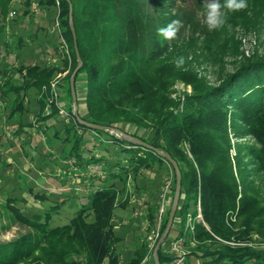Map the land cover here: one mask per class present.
<instances>
[{
  "label": "trees",
  "instance_id": "1",
  "mask_svg": "<svg viewBox=\"0 0 264 264\" xmlns=\"http://www.w3.org/2000/svg\"><path fill=\"white\" fill-rule=\"evenodd\" d=\"M11 1L0 0V35H6L5 27L9 24L8 14L11 11L18 12L14 21L19 17L31 18L35 4L44 13L38 18L35 15V21L45 23L50 13H56L54 24L58 22L60 47L56 48L57 55L51 58L39 47V62L33 59L32 63H26L21 58L25 53L19 54L12 49L22 50L25 45L37 40L39 29H44L39 27L30 35L28 42L21 34H10L9 41L3 42L6 54L2 57L5 59L13 55L14 61L8 67L4 64V68H0V99L11 101L9 111L12 116L27 110L24 101L30 92L33 93L38 111L32 120L38 127L42 126L41 122L46 118L58 114V104L62 103L69 115L63 128L65 140L72 144L69 159L72 156L77 159V163L73 161L72 165L88 166L95 163L99 168L101 166V170L96 176L99 183L89 186L88 208L80 209L65 226L49 229L47 223H43L49 215L47 212L28 217L8 202L6 208L10 210L14 221L30 231L10 243L8 248L0 250V253H5L0 256V264H141L148 254L147 235L141 242L133 244L131 254L123 256V238L116 236L114 231V210L116 207L135 209L128 196L123 197L128 179L135 182L139 174L143 173L142 177L144 173L155 175L164 160L152 150L130 144L110 130L136 137L158 151L169 154L177 163L181 173L177 209L181 213V226H177L178 234H184L187 210L190 206L194 207L200 196L201 213L207 228L196 224L193 232L185 233L188 258L194 257L195 264H264V246H231L224 243H248L252 231L264 239V219H261L260 224L253 223L261 210L246 194L251 183L239 180L244 186L240 197L243 221L237 229L227 224V218L235 210L238 182L228 157L230 143L224 119V115L232 110L245 123L246 128L236 130L237 135H251L260 145V149H252V156L260 169L264 170V62H244L226 74L218 86L204 90L202 86L199 87L195 94L186 98L184 111L175 115L164 109L165 100L156 88L162 83L147 72L149 66L168 49L178 48L179 43L185 44L190 39L194 42V51L199 48L198 40H194L202 37L208 41V45L217 49L225 47L226 44L218 41V35L233 22L242 20V24L247 23L243 21L251 10L264 19V0H247L245 9L228 12L224 27L211 31L203 22L206 2L202 0H69L75 46L66 0H20L16 6H12ZM220 3L223 4L224 0H220ZM172 20H181L184 26L175 39L167 41L158 35V29L167 26ZM64 45L68 50L66 54L61 51ZM74 47L81 60V68L74 82L77 114L85 122L104 126L106 131L91 130L80 125L71 112L73 102L69 78L77 65ZM13 69L16 76L14 73L9 74ZM68 70H72L70 74L58 79L57 97L54 99L51 83ZM80 75L84 76L83 102L77 90ZM79 102H82L83 107ZM22 127H17L15 131L9 130V133L13 138L18 137ZM133 128L134 132L130 131ZM139 130L148 131L146 137L137 135ZM90 133L106 147H115L119 152L131 151V154L123 162L110 164L111 170L108 171L102 167L105 164L103 153L95 152L91 159L85 161L80 151L85 144L84 136ZM168 133L178 136L169 138ZM183 141L189 146L192 161L179 147ZM103 150L107 151L106 148ZM236 164L238 167V158ZM239 171L242 170L239 168ZM238 174L240 176V172ZM174 186L175 176L161 234L166 226ZM76 191L79 192L78 189ZM35 197L44 199L45 195L38 193ZM143 198L144 219L150 228L154 225L157 200L154 202L153 196L148 194ZM142 206H138L140 210ZM89 212L94 216L92 223L87 221ZM123 258H126L124 263ZM158 260L159 264H168L170 261L163 245L158 251ZM150 261L153 264L152 253Z\"/></svg>",
  "mask_w": 264,
  "mask_h": 264
},
{
  "label": "rangeland",
  "instance_id": "2",
  "mask_svg": "<svg viewBox=\"0 0 264 264\" xmlns=\"http://www.w3.org/2000/svg\"><path fill=\"white\" fill-rule=\"evenodd\" d=\"M19 1L20 0H12V6L18 5ZM148 1L149 0H147V2ZM202 1L207 2V0ZM32 12L33 17H19L17 21H14V18H16L18 12L15 11L13 17L8 16L9 24L7 23L5 28L7 32L9 31L11 33L6 32V35H0V66L6 59H9L7 62L8 64H12L14 61L13 55H9L5 59L2 57L5 53L3 45V42L6 41L5 36L8 35L7 38H11L10 34L17 33L21 34L24 40L27 41L30 35L35 33L39 27L44 30L39 29L37 40L29 41L31 44L28 46L25 45L22 50L12 49V51L19 54L24 52L25 55L21 58L26 63H32L33 59H35L34 62H39L40 54L37 51L39 47L44 50L50 58L57 55L56 48L60 47V39L54 24L56 13H50L47 17V21L41 23L35 20L36 17L38 18L44 15V13L40 12L38 8ZM247 16V19L243 22L249 24H242V20H238L233 22L231 26L224 28L223 32L218 35V41L226 44L225 47L217 49L208 45V41L202 37L194 40H198L197 46L199 47L197 51H194L192 49L194 42L190 39L189 42H186L187 44L179 43L178 48L174 47L168 49L162 57L149 66L147 70L148 74L157 78L158 81L162 83L156 88L161 97L163 96L162 98L165 100V111H171L174 115L177 113L179 114L184 111L183 106L186 98L195 94L199 87L202 86L204 90L218 86L219 82L226 74L233 72L244 62L256 60L264 62V19L258 17L257 12L253 10H251ZM14 22H17L15 23L16 26ZM207 48L210 50H206ZM61 51L66 54L68 50L63 46ZM180 56L184 57L185 63L182 68L177 69L173 61ZM71 71L72 70H68L64 75L70 74ZM10 73H14V69L11 70ZM14 76H16L15 73ZM83 78L84 76L80 75L77 83V90L81 101L84 97ZM28 101L29 105H27V110L22 113H15L7 120V123L3 125L5 130L13 131L19 126L18 123H20V121L24 124L21 132L18 134L19 143L13 145L14 147L10 149L11 152L6 155V157L12 161L10 162L11 166L2 168L0 165V177L2 181L0 184V250L2 248H8L7 246H9L10 243L30 231L26 226L14 221L10 210L6 208L8 202L10 205H15L22 214L28 217L34 214H45L47 212L49 215H47V219L43 220V223L46 222L49 229L62 227L67 225L80 209L88 208V194L91 192L89 186L92 183L97 185L100 181L97 175L99 170H101V166L99 168L95 163H90L88 166L72 165L73 161L77 163V159L75 156L69 159L68 153L72 144L65 140V135L63 133L64 117L55 114L42 121L41 127L36 128L30 115H35L38 108L36 99L31 92L27 97L26 103ZM82 102H79V104H82ZM58 105L60 108L62 107L65 109L62 103ZM231 111L232 110H229L226 115H224V119L226 121L230 143L228 157L232 164L233 174L238 182V197L234 213L227 218V224L229 227L237 229L244 218V216L241 215L240 208L241 191L244 190V186L240 183L241 180L246 182V184H252L248 185L246 194L254 200L257 209L261 210L260 215L256 216L253 223L260 224L262 222L261 219H264V170L260 169L258 163L252 156V149H260V145L251 135L244 137L237 135L236 130L245 129L246 125L236 117L235 112ZM134 130V128L130 129L132 132H134ZM136 134L141 137H146L148 131L139 130ZM174 136L172 133H168L169 138H177L178 135ZM84 142L85 144L80 151L82 159L85 161L91 159L95 155V152H99L100 154L103 153L105 155V164L103 163L104 165L102 164V167L106 169V171L111 170L109 167L110 164L123 162L124 159L128 158L131 154V151L119 152L115 147H106L100 139L93 137L91 133L89 136H84ZM179 147L182 148L187 158L192 161L193 157L189 151L187 142L183 141ZM104 148H106L107 151L103 150ZM4 158L5 156L2 154L0 160ZM236 158L239 160L238 167ZM149 160L154 162L152 159H148V161ZM161 163V167L157 168H160L159 172L157 171L158 173L155 175L154 173H144V177H142L143 173L139 174L138 176L140 177H138V181L135 182L132 179H128L126 192L123 194V197L127 195L130 199V204L134 205L135 209L132 210L128 208L123 210L116 207L114 210V231L116 236L123 238V247L121 249L123 256L131 254L130 252L134 248L133 244L137 241L141 242L144 240V235L146 234L148 236L153 228L147 227V222L143 219V216H145L144 213L143 215H139L142 211H140L137 203L138 201L142 202L145 208L143 197L145 194H148L153 196L154 202L157 200L156 203L158 205V196L161 191L163 180L168 176L169 172H173L166 160ZM195 167L197 166L195 165ZM239 168L242 171H239ZM164 170L165 175L163 176L162 173ZM7 171L13 173L10 175ZM238 172H240V176ZM101 175H103L102 172ZM115 182L118 186H121L119 181L116 180ZM77 189L79 192L76 191ZM38 193L44 194L45 198H36L35 195ZM170 195L171 193L169 194L171 198ZM193 208L191 206L188 208V213L185 216V223L189 220L193 226L201 224L207 228L201 213L199 195ZM193 211L194 213H192ZM198 214L200 217H197ZM180 216L181 213L178 210L173 228L163 244L164 249L167 248L168 240L177 233L174 231V228L181 226ZM87 221L89 223L94 221L92 212H89ZM252 232L250 237L251 240L248 243H235L233 241L224 243L231 246L245 244L252 247L264 246V239H260L257 233L254 231ZM147 248L148 254L144 257L141 264H152L150 257L154 247L152 249L149 248L148 240ZM4 255L5 253H0V256ZM122 260H124V263L126 258ZM187 260V264H195L194 257L189 256L188 258L187 256Z\"/></svg>",
  "mask_w": 264,
  "mask_h": 264
},
{
  "label": "built area",
  "instance_id": "3",
  "mask_svg": "<svg viewBox=\"0 0 264 264\" xmlns=\"http://www.w3.org/2000/svg\"><path fill=\"white\" fill-rule=\"evenodd\" d=\"M37 9L36 5L34 4L32 7V10ZM15 15V11H11L8 16L13 17ZM8 17V20H9ZM55 27L57 28V31H59V26L58 22H55ZM63 41V40H62ZM66 48V46L64 45ZM64 74H59L56 78L55 81L51 83V91L53 94V98L56 99L57 97V83L58 79L63 76ZM73 113V110L71 111ZM58 114L62 115L64 119H68L69 115L67 111L63 108H58ZM35 127L38 128V124H35ZM6 139L7 140H12L14 143H18V138H13L9 132L6 133ZM0 153H1V148H0ZM173 180H174V173L169 172L168 176L163 180V184L161 186V191L158 196V206L157 210L155 213V220H154V226L152 230L150 231V234L147 236V240L149 243V248L152 249L157 242L158 238L161 235V228L163 226L165 217L167 215V209H168V199H169V194L171 193V190L173 188ZM138 206L142 205V202L138 201L137 203ZM141 215V213H139ZM189 217V215H188ZM197 217H200L198 214ZM189 219V218H188ZM184 234H178L175 233L173 237H171L168 242H167V248L166 252L170 258V261L168 264H187V256H188V249L186 246V234L187 232H193L194 226L190 223L188 220L185 223L184 226Z\"/></svg>",
  "mask_w": 264,
  "mask_h": 264
},
{
  "label": "water",
  "instance_id": "4",
  "mask_svg": "<svg viewBox=\"0 0 264 264\" xmlns=\"http://www.w3.org/2000/svg\"><path fill=\"white\" fill-rule=\"evenodd\" d=\"M66 1L69 4L68 21H69V27H70L71 34L73 36V41H74V46H75V35H74V29H73V24H72V8H71V5L69 3V0H66ZM74 48H75V52H76L77 65H76L75 69L73 70V72L71 73L70 78H69V87H70V92H71L72 102H73V105H72L73 115H74L75 119L77 120V122L84 127H87L91 130L106 131L107 129L104 126L90 124L88 122H85V121L81 120L77 114V103H76V93H75V88H74V82H75V76H76L78 70L81 68V60H80L79 55L76 51V47H74ZM110 132L118 135L119 137L126 140L130 144H133L135 146H140L144 149L152 150L153 152L157 153L164 160H166V162L169 163V165L171 166V168L174 172V176H175L174 194H173L170 210L168 213L166 226H165L164 232L158 238V240L155 243L154 248L152 250L153 264H159L158 251H159L160 247L164 244L165 240L168 237V234L170 233V230H171L172 225H173L174 220H175V214H176V211L178 209V203H179L180 191H181V173L179 171L177 163L170 157L169 154L160 152L157 149L151 147L150 145L144 143L140 139L133 137V136H130V135H127L125 133H122L118 130H110Z\"/></svg>",
  "mask_w": 264,
  "mask_h": 264
},
{
  "label": "clouds",
  "instance_id": "5",
  "mask_svg": "<svg viewBox=\"0 0 264 264\" xmlns=\"http://www.w3.org/2000/svg\"><path fill=\"white\" fill-rule=\"evenodd\" d=\"M246 7L247 0H224L223 4L220 3V0H207L204 4L203 22L210 31L220 29L226 24L228 12H238ZM183 26L181 20H172L167 26L158 29V35L171 41L177 37ZM173 63L177 69H180L183 67L185 59L180 56L175 58Z\"/></svg>",
  "mask_w": 264,
  "mask_h": 264
},
{
  "label": "crops",
  "instance_id": "6",
  "mask_svg": "<svg viewBox=\"0 0 264 264\" xmlns=\"http://www.w3.org/2000/svg\"><path fill=\"white\" fill-rule=\"evenodd\" d=\"M14 25L16 26L15 23H14ZM9 33H11V32H9ZM5 38H6V41H9V39H10L9 37L7 38V36H5ZM8 60L9 59H6V61L2 63V65L0 66V68L2 67L1 69L4 68V66H3L4 64H5V67H8L10 65V64L7 63ZM9 74H11V73H9ZM11 105H12V103H11L10 100L5 102V101H2L0 99V148H1L0 156L2 154H3V156H5V158L3 160H0V165L2 166V168H8V167L11 166L10 162H12V161L8 157H6V155L11 152L10 149H12V147H14L13 145L16 144L12 140H7L6 139V133L9 132V130H5L3 128V125L5 123H7V120L10 119L13 116V115L12 116L10 115V111H9L10 110L9 108L11 107ZM24 105L27 107V105H29V101L26 103V100H25L24 101ZM37 108H38V106H37ZM37 111H38V109H37ZM30 117L32 119V117H34V115H30ZM18 124H19L18 128H21L22 127L21 125L23 123H21V121H20V123H18ZM15 130H17V129H14V131ZM16 138H18V137H16ZM18 140H19V138H18ZM18 143H19V141H18ZM7 173L11 175L13 172L7 171ZM159 183H160V180H159ZM140 211H142V213H141L142 215H143V213L145 215V208H142ZM143 219H144V216H143ZM174 231L177 232V227L174 229Z\"/></svg>",
  "mask_w": 264,
  "mask_h": 264
}]
</instances>
